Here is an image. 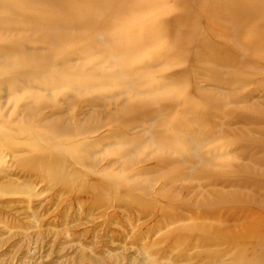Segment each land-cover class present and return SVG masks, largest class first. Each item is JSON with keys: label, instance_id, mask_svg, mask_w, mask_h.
<instances>
[{"label": "rangeland", "instance_id": "rangeland-1", "mask_svg": "<svg viewBox=\"0 0 264 264\" xmlns=\"http://www.w3.org/2000/svg\"><path fill=\"white\" fill-rule=\"evenodd\" d=\"M0 264H264V0H0Z\"/></svg>", "mask_w": 264, "mask_h": 264}]
</instances>
